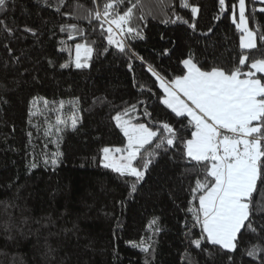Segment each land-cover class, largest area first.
Instances as JSON below:
<instances>
[{"label": "trees", "instance_id": "obj_1", "mask_svg": "<svg viewBox=\"0 0 264 264\" xmlns=\"http://www.w3.org/2000/svg\"><path fill=\"white\" fill-rule=\"evenodd\" d=\"M107 2L8 0L0 9V264H262L264 252L246 254L253 245L264 247L259 210L253 217L258 231L242 230L233 252L203 240L202 248L190 243L202 238L189 211L198 209L202 193L194 198L193 189L197 180L210 178L204 164L184 154L183 141L193 130L190 118L177 117L162 103L163 90L149 69L167 80L185 74V59L204 71L252 70L251 63L264 59L259 39L264 3L246 0L249 28L258 33L257 48L249 50L240 48L241 32L233 20L237 0H225L223 12L219 0H140L130 25L139 35L127 37V49L120 52L108 44L100 21L83 18L86 9L102 11ZM77 4L82 7L76 9ZM127 6L124 0L116 10ZM191 6H198L195 16ZM67 24H76L82 35L73 33L70 39L61 31ZM114 38H121L118 31ZM76 43L94 49L87 67L74 65ZM67 48L71 56L61 51ZM241 57H246L244 65H239ZM64 63L69 66L61 67ZM33 97L48 100L50 108L64 100V118L72 114L67 102L78 101L77 127L62 126L58 143L53 142L57 136L48 137L44 130L55 123L56 113L41 102L43 114L30 116ZM125 110L123 118L133 124L156 130L169 123L179 137L156 150L135 192L134 177H122L101 163L104 147L126 145L113 119ZM160 135L167 133L161 129ZM157 142L141 150L137 167ZM57 152L55 166L44 163ZM253 202L264 205L259 182ZM142 239L150 245L148 252L133 246Z\"/></svg>", "mask_w": 264, "mask_h": 264}, {"label": "snow or ice", "instance_id": "obj_2", "mask_svg": "<svg viewBox=\"0 0 264 264\" xmlns=\"http://www.w3.org/2000/svg\"><path fill=\"white\" fill-rule=\"evenodd\" d=\"M7 3L8 0H0V9L6 8ZM59 3L63 4L64 0H59ZM121 3H124V0H109L103 5L102 11L86 9L83 18L100 21L99 27L106 31L108 44L115 45L120 52H125L127 49L125 39L139 35L130 25L135 18V10L140 0H136L135 3L128 0L129 6L123 11H117ZM219 5L223 12L225 0H219ZM182 6L189 7L187 3H183ZM238 6L239 23L236 27L241 32L240 48L256 49L258 33L249 28L245 15L246 0H238ZM81 7L79 4L75 5L76 9ZM260 11L264 12V8ZM197 12L198 6H191L192 15L195 16ZM233 20L235 21V16ZM26 31L31 32L32 29ZM61 31L68 32L70 39L73 38V33L82 35L76 24L64 25ZM114 31H118L120 39L114 38ZM259 39L264 41V35H260ZM65 50L69 51L71 56L72 49H61ZM93 51L90 45L76 43L75 67L77 69L87 67ZM245 59L246 57H241L239 65H244ZM183 64L187 69L186 73L172 80H167L152 69L149 71L156 76L159 87L163 90L162 103L177 117L186 115L190 118L189 125L193 130L191 138L183 141L184 154L190 160L204 164L207 178H210L207 183L197 180L193 189L194 198L195 193H202L198 197V209H189L194 211L202 238L191 240L190 243L196 248H202L203 240L210 242L211 245H218L222 250L233 252L237 249L238 234H242V230L258 231L253 222L254 213L257 210L264 213V205H254L253 202L254 194L258 192V182L264 186V77L257 76V73L264 74V59L251 63L250 69L255 71L243 73L239 67L231 71L216 67L204 71L192 59H185ZM68 66L69 63L61 65L63 68ZM41 102L45 110L56 113L55 123L48 124L44 131L48 137L57 136V140L53 142L58 143L62 126L70 125L75 129L79 123L76 108L78 101L67 102L72 105V114L64 118L66 104L64 100L52 102L56 106L50 108L48 100L33 97L29 109L30 116L43 114L38 107ZM126 115L127 110L123 113L118 112L113 119L127 138V143L122 148L104 147L103 165L122 177H134L135 183H132L131 189L135 192L136 184L144 179L145 171L152 162L151 158L158 154L156 150L165 144L174 145L179 137L177 130L169 123H163L161 128L153 130L143 123L133 124L130 119H122ZM161 129L167 135H160ZM154 139L158 142L143 157L142 168L137 167L134 162L140 156L141 150L146 145H151ZM60 155L59 152L54 153L52 158L45 159L44 163L55 166ZM31 167L35 168L37 164L34 162ZM155 224L154 219L149 228H153ZM259 230L264 231V225H260ZM155 231L159 229L155 228ZM133 246L140 247L144 252L150 250V245L143 239ZM260 252H264V247L253 245L246 254L255 256ZM231 260L232 257L229 256V261Z\"/></svg>", "mask_w": 264, "mask_h": 264}, {"label": "rangeland", "instance_id": "obj_3", "mask_svg": "<svg viewBox=\"0 0 264 264\" xmlns=\"http://www.w3.org/2000/svg\"><path fill=\"white\" fill-rule=\"evenodd\" d=\"M256 1L259 2V3L260 2H263L264 3V0H256ZM234 16H235V24L237 25V23H239V6H238V0H237V3H236V6L234 8ZM239 45H240V43H239ZM185 70L187 71V69H185ZM186 71H185V73H186ZM242 78H243V76H242ZM122 119H124V118L122 117ZM125 141H126L125 143H127V138L125 139ZM102 156H103V154H102ZM101 163L103 164V157H102V162Z\"/></svg>", "mask_w": 264, "mask_h": 264}, {"label": "crops", "instance_id": "obj_4", "mask_svg": "<svg viewBox=\"0 0 264 264\" xmlns=\"http://www.w3.org/2000/svg\"><path fill=\"white\" fill-rule=\"evenodd\" d=\"M253 71H255L254 69H252ZM242 78V77H241Z\"/></svg>", "mask_w": 264, "mask_h": 264}]
</instances>
